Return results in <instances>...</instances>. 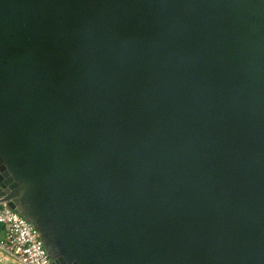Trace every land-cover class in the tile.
Here are the masks:
<instances>
[{"label":"water","instance_id":"1","mask_svg":"<svg viewBox=\"0 0 264 264\" xmlns=\"http://www.w3.org/2000/svg\"><path fill=\"white\" fill-rule=\"evenodd\" d=\"M0 202L54 264H264V0H0Z\"/></svg>","mask_w":264,"mask_h":264},{"label":"built area","instance_id":"2","mask_svg":"<svg viewBox=\"0 0 264 264\" xmlns=\"http://www.w3.org/2000/svg\"><path fill=\"white\" fill-rule=\"evenodd\" d=\"M0 264H54L40 232L7 202H0Z\"/></svg>","mask_w":264,"mask_h":264},{"label":"crops","instance_id":"3","mask_svg":"<svg viewBox=\"0 0 264 264\" xmlns=\"http://www.w3.org/2000/svg\"><path fill=\"white\" fill-rule=\"evenodd\" d=\"M4 237V229L3 226L0 224V239Z\"/></svg>","mask_w":264,"mask_h":264}]
</instances>
